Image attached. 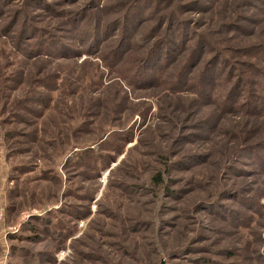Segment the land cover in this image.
<instances>
[{
	"label": "rangeland",
	"instance_id": "374dc122",
	"mask_svg": "<svg viewBox=\"0 0 264 264\" xmlns=\"http://www.w3.org/2000/svg\"><path fill=\"white\" fill-rule=\"evenodd\" d=\"M0 264H264V0H0Z\"/></svg>",
	"mask_w": 264,
	"mask_h": 264
},
{
	"label": "trees",
	"instance_id": "16d2710c",
	"mask_svg": "<svg viewBox=\"0 0 264 264\" xmlns=\"http://www.w3.org/2000/svg\"><path fill=\"white\" fill-rule=\"evenodd\" d=\"M160 178H159V176H157V180H159Z\"/></svg>",
	"mask_w": 264,
	"mask_h": 264
}]
</instances>
